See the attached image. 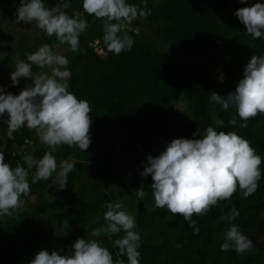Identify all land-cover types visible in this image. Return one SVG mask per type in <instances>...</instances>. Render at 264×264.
Instances as JSON below:
<instances>
[{
	"label": "trees",
	"instance_id": "obj_1",
	"mask_svg": "<svg viewBox=\"0 0 264 264\" xmlns=\"http://www.w3.org/2000/svg\"><path fill=\"white\" fill-rule=\"evenodd\" d=\"M56 2L45 0V5ZM127 2L145 11L151 9L150 14L142 17L158 37L154 33L146 36L143 29L135 31L126 26L133 46L115 55L102 41L103 18L83 13L88 26L79 35L82 51L74 52L55 35L49 37L40 29L31 32L27 26L35 25L34 21L16 23L19 0H0V38L5 42V45L0 43V75L11 78L14 69L11 51L19 53L17 59H26V52L48 43L68 58L66 67L71 73L68 90L78 98L87 99L92 119L91 142L85 151L61 145L52 153L58 168L61 160H73L74 166L63 189L52 185V177L32 182L35 169H28L30 191L22 195L23 205L12 216L0 217V264H28L41 248L70 252L72 243L79 237L101 241L113 260L122 259L126 264L127 257L120 255L112 243L122 233L113 234L111 239L103 233L91 236L93 227L105 224L104 202L117 199L136 218V230L141 237L140 264H264V115L258 113L245 122L234 106L221 109L209 100L212 91L227 94L234 90L251 56L264 54V39H254L233 14L238 7L250 6L256 0H243V3L242 0H147L146 5L141 0ZM61 10L69 15L83 12L81 0H68ZM17 31L21 32L20 37ZM62 46L68 49L61 50ZM96 46L108 52L106 59L96 52ZM187 56L196 59L188 61L184 59ZM198 56L210 63L201 62ZM215 56L218 60L211 61ZM225 56L230 62L227 63ZM221 65L222 81L214 70ZM32 70L36 74L49 71L36 65ZM31 83V78L23 77L17 85L23 89ZM182 99L185 107L180 111L176 104ZM232 116H236V124H228ZM6 119L7 113L0 117L1 155L10 166L19 162L27 168L22 157L40 158L47 146L39 141L34 129L23 126L9 137ZM217 119L224 124L216 125ZM244 123L246 127L239 126ZM208 125L226 132L236 131L246 138L262 158L261 177L249 196L243 197L237 187L231 198L218 200L203 215L194 213L193 219L200 230L193 234L182 214L155 206L151 175L141 176L140 172L148 154H158L173 138H193V131L197 128L203 131ZM117 129H122L128 139L126 149L132 156L133 175L126 186L114 192L116 151L111 138ZM34 138L38 144L27 145ZM156 138L163 139L164 144L154 142ZM139 187L145 192L143 198L135 195ZM32 199L34 205L28 208ZM131 200L135 201L133 209ZM232 208L239 211L233 223L253 242V247L242 254L231 248L220 249L228 228L221 216ZM59 225L64 227L63 232L58 231Z\"/></svg>",
	"mask_w": 264,
	"mask_h": 264
},
{
	"label": "clouds",
	"instance_id": "obj_2",
	"mask_svg": "<svg viewBox=\"0 0 264 264\" xmlns=\"http://www.w3.org/2000/svg\"><path fill=\"white\" fill-rule=\"evenodd\" d=\"M67 2L62 4L57 0L55 5L46 6L45 0H19L16 23L34 21L47 36L55 35L61 44L66 43L75 52L79 49V35L88 26L83 13H88L103 18V44L107 50L119 55L133 46V38L125 30L126 24L138 15L145 16L151 12V9L145 11L127 0H81L83 12L69 15L61 10ZM141 2L147 4V0ZM233 14L254 39H264V0L238 7ZM25 56L26 59L15 61L10 72L11 83L18 84L20 77L31 78L32 83L18 94L5 92L0 86V117L7 113L9 137L22 126L34 129L47 150L40 158L24 155L22 159L27 168L19 162L12 167L0 155V217L12 216L23 205L21 197L30 191L28 169H35L32 182L52 177V185L63 189L67 174L74 165L61 160L58 168L52 153L61 145L85 151L91 142L90 104L87 99L78 98L68 90L71 74L66 67L68 58L54 51L48 43H42L33 52H26ZM33 65L49 71L33 75ZM209 100L219 104L221 109L234 106L239 118L245 122L258 113L264 115V54L251 56L234 90L227 94L212 91ZM236 122V116H232L228 124ZM215 124L223 125L224 121L217 119ZM192 137L173 138L158 154H148L140 175H151L150 189L155 206L166 208L172 214H182L193 234H197L200 225L193 219L194 213L203 215L218 200L231 198L237 187L243 197L256 190L261 177L262 158L236 131L226 132L208 125L203 131L197 128ZM135 195L143 198V188L139 187ZM104 206L105 224L93 227L91 236L103 233L111 239L113 234L122 233L112 241L113 247H118L119 254L127 257L126 264H140L138 248L141 237L136 230L135 216L123 207L120 199L105 201ZM238 216L236 208L221 216L228 223L225 239L220 244L222 251L231 248L242 254L253 247L252 240L233 223ZM28 264H125V261L113 260L112 253L101 241L79 237L72 243L70 252L56 249L49 252L41 248Z\"/></svg>",
	"mask_w": 264,
	"mask_h": 264
},
{
	"label": "rangeland",
	"instance_id": "obj_3",
	"mask_svg": "<svg viewBox=\"0 0 264 264\" xmlns=\"http://www.w3.org/2000/svg\"><path fill=\"white\" fill-rule=\"evenodd\" d=\"M57 1V0H56ZM67 6V5H66ZM65 6V7H66ZM146 19L143 18L142 16L138 15L136 17L135 20H133L130 24H126V26H130L133 27V29H135V31H139L142 30L144 31L145 34H147L146 36H150L151 35V27L148 28V24L145 21ZM31 32L35 33V31L38 29L36 27V25H28L27 26ZM153 28V27H152ZM19 37L21 36V32L17 31ZM156 39V38H155ZM0 43L5 45V42H3V40L0 38ZM160 45H163V43H159ZM68 48L67 46H62L61 50L66 51ZM167 49V48H166ZM59 50V51H61ZM12 52V57H13V64L12 66L15 67V59H17V57H19V53H17V51L13 50ZM167 52V51H166ZM168 53V52H167ZM173 56H177L175 53H172ZM100 55V53H99ZM102 56V54H101ZM201 60V62H206V63H210L205 57H200L198 56ZM102 58H105L102 56ZM24 59V58H23ZM184 59L188 60V61H192L195 60V56H187ZM180 60V59H179ZM218 57H211V61H217ZM225 60L228 62H230L229 57L225 56ZM214 70L219 73V75L223 74V78L224 79V73L222 72V65L221 66H217L214 67ZM34 70H32L33 72ZM34 75L36 73H33ZM23 77H20L19 80H21ZM20 85V84H19ZM0 86H3L5 92H12L13 94H18L19 90H21V87H19L17 84L13 85L11 83V78H9V80L6 78V74H1L0 75ZM185 107V102L184 100H180L177 104H176V108L178 110H183ZM128 139L126 137V135L124 134L122 129H117V132L113 135V137L111 138V142H113L114 146H115V151H116V155H115V159H116V167H115V171H114V182L112 185V190L114 192H116L118 189H120L123 186H126L129 182V180L131 179L132 175H133V169L132 166L130 164L132 156L130 155L129 151H127L126 147L128 145ZM154 142L158 143V144H164V140L160 139V138H156L154 139ZM36 145L38 144V139L34 138L32 140H28L27 145ZM1 155V152H0ZM67 161L73 162L72 159H69ZM34 205V199L31 200V202L28 204V208H31ZM135 205V201L131 200V204H130V208L133 209ZM129 212H132L131 210H129ZM64 227L60 226L58 227V231H64L63 230Z\"/></svg>",
	"mask_w": 264,
	"mask_h": 264
},
{
	"label": "water",
	"instance_id": "obj_4",
	"mask_svg": "<svg viewBox=\"0 0 264 264\" xmlns=\"http://www.w3.org/2000/svg\"><path fill=\"white\" fill-rule=\"evenodd\" d=\"M67 2V0H61V3L63 4V3H66ZM68 3V2H67ZM154 34H156V37H158V34L154 31ZM95 50H96V52L99 54H102V56L103 57H105L106 56V53H104V52H102L99 48H95ZM220 76V80L222 81L223 79V74L222 75H219Z\"/></svg>",
	"mask_w": 264,
	"mask_h": 264
},
{
	"label": "flooded vegetation",
	"instance_id": "obj_5",
	"mask_svg": "<svg viewBox=\"0 0 264 264\" xmlns=\"http://www.w3.org/2000/svg\"><path fill=\"white\" fill-rule=\"evenodd\" d=\"M151 32L152 33H154V30L151 28ZM97 42H98V40H96V44H97ZM95 48H99L98 46H96ZM102 52H104V53H106V56H105V58H102V56H101V54H100V56H101V58L102 59H106L107 57H108V52L107 51H105L104 49H102V48H99Z\"/></svg>",
	"mask_w": 264,
	"mask_h": 264
}]
</instances>
